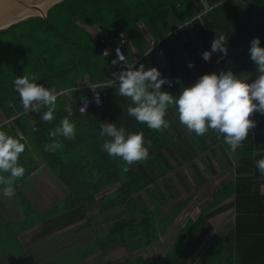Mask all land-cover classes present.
<instances>
[{"label": "trees", "instance_id": "obj_1", "mask_svg": "<svg viewBox=\"0 0 264 264\" xmlns=\"http://www.w3.org/2000/svg\"><path fill=\"white\" fill-rule=\"evenodd\" d=\"M196 2L202 6L200 0H62L49 9V20L40 15L30 16L0 29V105L9 116H15L2 123L0 130L18 139L22 136L21 143L26 142L19 157L25 174L14 183L13 199L2 194L0 201L11 210L23 209V219L10 220L19 232L35 225L42 227L43 234L65 227H86L94 218L106 214L105 219L111 222L109 231L89 241L79 259L101 251L106 256L104 264H264V175L255 164L264 158V115L253 114L251 118L256 121V127L235 151L238 159L233 161L227 154L231 150L223 136L210 129L214 143L211 145L205 136L190 133L175 121L179 117L175 106L169 107L165 119L170 126L162 131L137 122L128 115L130 100L118 94V84L107 87L109 94L103 105H92L86 112H80L77 100H73L74 112L69 113L64 99L58 97L54 119L50 122L42 119L46 108L40 113H24L21 98L14 89L17 77L35 74L37 83L45 87L54 86L57 91L71 87L76 97L88 96L90 89L79 80L90 74L92 82L106 81L108 68L116 59L113 54L103 55V43L85 26L94 24L112 36L119 34V25L123 24L142 55L136 67L140 63L156 67L162 78L172 81V86L165 84L163 90L176 98L183 87L193 85L206 73L231 69L239 77L254 81L258 73L250 59L251 43L246 47L244 43L255 32L264 47V0H211L215 6L196 21V33L192 35L186 30L187 41L183 40L182 33H169L177 22L196 13ZM255 22L259 25L256 31ZM216 32L228 38L227 56L213 53L211 61L207 62L202 53L211 50ZM151 38L160 39L168 64L160 63L148 51ZM184 52L188 57L185 58ZM186 60L194 63L193 74L189 68H182L187 66ZM64 117L75 123L76 138L60 137L62 149L55 153L45 151V146L53 141L50 131L59 126ZM101 122L123 126L129 133L142 131L145 145L151 141L149 158L126 165L120 157L109 156L102 148L108 137L99 135ZM217 144L227 152L233 177L226 183L207 186L206 190H212L211 200L196 216L186 215L167 252L131 256L129 242L138 239L140 244L149 247L162 237L172 217L176 222L182 220L199 196L193 191L166 210L169 195L175 198L177 192L163 178L167 194L159 186L157 173L164 177L182 163L193 162L200 155L198 148L208 151L207 158L215 163L210 162L213 171H217L215 166L224 170L226 166ZM34 150L68 191L62 205L55 204L44 212L20 186L40 166ZM0 175L8 174L0 172ZM143 191L152 206L142 199ZM93 206L96 211L90 215L88 209ZM229 219L231 229L222 233L221 227ZM215 250L218 254L212 256ZM210 256L214 257L212 262H209Z\"/></svg>", "mask_w": 264, "mask_h": 264}, {"label": "clouds", "instance_id": "obj_2", "mask_svg": "<svg viewBox=\"0 0 264 264\" xmlns=\"http://www.w3.org/2000/svg\"><path fill=\"white\" fill-rule=\"evenodd\" d=\"M187 25L188 23H185L180 27ZM227 40L225 35L216 32L211 50L202 53L203 60L210 62L213 53L227 56ZM249 53L258 73L254 81L249 82V78L239 77L231 69L221 70L219 73H206L193 85L183 87L176 98L163 90L165 84L171 87L172 81L162 78L156 67H146L140 63L137 68L138 61L129 62L121 49L117 48L116 59L112 60V65L120 64L124 67L113 72L114 78L111 79V83L118 84V94L130 100L127 112L137 122L146 124L150 129L162 131L170 126L169 121L165 119L169 107L175 106L179 122L190 133L204 136L210 129L214 130L219 136H223L231 152H235L248 138L250 130L256 127V121L251 118L253 114L264 115V47H261L259 37L252 39ZM107 55L108 51L104 53V56ZM194 66V63L188 64L189 68ZM37 79L35 74L17 77L13 82L14 89L21 98L24 113H40L46 108L42 119L50 122L54 119L56 102L61 93L54 86L48 88L38 84ZM19 135L17 133V136ZM99 135L108 137L102 145L103 150L111 157H120L126 165L149 158L151 141L145 145L142 131L129 133L123 126L117 127L115 123L101 122ZM50 136L53 141L45 146V151L55 153L63 148L60 137L69 140L76 138V125L68 117H64L59 126L50 131ZM22 139V136L18 139L0 130V172L8 174L0 175V185H6L3 194L7 197L16 194L14 183L25 174V168L19 164V157L24 152L26 143H21ZM255 164L264 175V158L257 160ZM124 170L128 171V167Z\"/></svg>", "mask_w": 264, "mask_h": 264}, {"label": "rangeland", "instance_id": "obj_3", "mask_svg": "<svg viewBox=\"0 0 264 264\" xmlns=\"http://www.w3.org/2000/svg\"><path fill=\"white\" fill-rule=\"evenodd\" d=\"M178 117V116H177ZM175 121H179V117L176 118ZM185 129H187L185 127ZM205 138L207 139L208 142L211 143V145H214L211 139V135L209 132H207L205 135ZM218 153L220 154V157L222 161L225 164V169L224 170H218V168L215 166L217 171H213L212 168L210 167V162L215 165L212 159H208V151H201L198 148L199 151V156L194 159V161L190 162H184L182 165L176 167L173 169L171 172L168 174H165L164 177H161L158 173L157 176L159 177V186L168 194L165 181L163 178H166L168 182H170L173 186L175 191L177 192V196L175 198L170 197V204L169 206L166 205V210H168L171 206L176 205L178 202H180L182 199H184L186 196H188L191 192L196 191L198 193V197L190 210L185 214V216L182 218L180 222H176L175 219L172 217L171 218V223L168 226V228L165 230L164 234L159 240L154 241L149 247H146L142 244H140V240L135 239L131 242L128 243L129 245V250H130V255L131 256H137V255H161L167 252L172 243H173V236L176 233V231L180 228L181 224L184 222L186 219L187 214H191L196 216L199 212V209L203 207L205 204H207L211 200V193L212 190L209 188L206 190L207 186H210L212 183H219L223 184L228 182L232 177L233 174L231 172L232 166L228 160L232 159L233 161H237L238 158L235 156V152L229 151V153L224 151V148L217 144L216 145ZM226 153L229 155H226ZM42 160L40 159V162ZM43 164V162H41ZM43 168V169H42ZM52 172L48 170V168L44 165L42 166L41 169H39L38 172H36L32 177L27 178L25 182H21L20 186L25 192L26 195L31 197L33 201L38 205L40 209H48L51 205L55 204L56 201L65 196L67 194V189L66 187L59 181L57 178H54L51 175ZM49 175L52 180H48ZM42 178H45L46 180H42ZM60 182V183H59ZM1 195L3 194V191H0ZM3 196H5L3 194ZM141 197L145 201V203L148 206H152V202L150 201L148 195L143 191L141 192ZM11 202L10 200H7ZM96 210V207L93 206L91 207L88 211L92 213L93 211ZM165 212V211H164ZM163 212V213H164ZM162 213V214H163ZM160 214V216L162 215ZM14 215H17L15 210H11L7 208L4 204L0 203V217L9 219L13 218ZM105 215L96 218L95 220L89 222L88 227L82 229L79 232H70L69 234H66L64 241L69 242L68 243V248H64L65 251L67 249H73L76 246L88 242L90 239H95L99 235H103L106 232L109 231V228L111 226V222H108L105 219ZM232 225V220L229 219L227 222H224V225L221 227L222 233L226 232L227 230L231 229ZM6 226V223L4 222L0 223V230L3 229ZM7 232L8 229L5 227ZM42 227H38L37 230H40ZM94 228H97L94 230ZM101 230H100V229ZM35 231V230H33ZM2 233V232H1ZM0 248L5 247L6 242L4 241L7 240L10 237V234L3 232L0 234ZM12 236V235H11ZM25 238V242L23 245H26L27 250H22L23 252H29L32 255H30L33 260L35 261L34 254L38 252L37 248L34 243L35 240V232H31L23 235ZM89 246V244H87ZM11 246V245H10ZM7 247V246H6ZM12 247V246H11ZM57 249L54 251V253H57ZM218 250V249H216ZM214 251L212 256H216L218 254V251ZM74 253H71L72 256L78 255L77 250H73ZM18 250L16 249H9V250H3L0 249V264H4V260L6 258L10 257V253L14 255ZM100 256V258L98 257ZM211 256L209 257V262H212ZM106 260V256L102 253L99 252L98 254L92 255L91 257H88L84 262H80L81 264H94L93 262L97 263V261L100 263H105L104 261ZM36 262V261H35ZM39 264V263H37ZM43 264V263H42Z\"/></svg>", "mask_w": 264, "mask_h": 264}, {"label": "crops", "instance_id": "obj_4", "mask_svg": "<svg viewBox=\"0 0 264 264\" xmlns=\"http://www.w3.org/2000/svg\"><path fill=\"white\" fill-rule=\"evenodd\" d=\"M240 2L242 1H245V0H239ZM196 6H197V11L196 13L199 11V8L202 7L200 5L197 4L196 2ZM259 11V10H257ZM264 11V10H263ZM195 13V14H196ZM194 14V15H195ZM193 16V15H192ZM191 17V16H190ZM87 29L90 30V32L92 33L93 37L98 40V41H102V38L106 37V36H109L110 34L107 33V31L101 27H99L97 24H94V25H91V26H87L85 25ZM120 27V31L122 30H125L127 33L128 31L126 30L125 26L123 24L119 25ZM259 25H258V22H255L254 23V31H256L258 29ZM186 30L190 31L192 33V35L194 33H196V29L194 28L192 31L190 28H187ZM187 33V31H186ZM183 34V40H184V33ZM129 35V33H128ZM189 37V36H188ZM258 37L257 36V33L254 32V34L252 36H250L248 39H246L245 43H244V46L246 47V45L250 44L252 39L253 38H256ZM130 38V36H129ZM151 39H154V38H151ZM150 39V40H151ZM150 40H149V49L148 51H151L155 56L156 58L158 59V61L162 64H168L169 61L167 60V57L165 56L164 54V49H163V46L161 45V43H159L156 47L154 48H151V43H150ZM185 41V40H184ZM102 43V42H101ZM264 44V43H263ZM124 47H125V50L127 52V55L129 57V62H135L136 60L139 61L142 57L141 54H139V52L137 51L136 47L134 46L131 38L130 40H127L126 43H124ZM241 52V49L238 50V53ZM114 55V53H111L110 55L108 56H111V55ZM184 55H185V58L188 57V55L184 52ZM115 56V55H114ZM138 58V59H137ZM190 62L188 60H186V65L185 67H182L184 68L185 70H187L189 67H188V64ZM120 67L123 66V65H120L118 64ZM111 67H114V66H110L108 68V74H109V78L107 80L110 79V72H109V69ZM124 67V66H123ZM190 71H191V74H193V67L192 68H189ZM80 84L83 83V85H86L87 83H90L92 82L91 81V77H90V74H85V76H83L80 80H79ZM114 85V84H112ZM112 85H109V86H112ZM88 86V85H86ZM65 88V87H64ZM68 89H72L71 87H66ZM89 88V87H88ZM62 89V88H61ZM74 89V88H73ZM109 89V88H108ZM60 90V89H59ZM71 93H72V90H71ZM72 95L78 99V97H76L73 93ZM59 97L63 98L64 101H65V104H66V108L68 110V112L70 113L69 111V107L70 105L72 104V102L70 103L69 100L64 97L63 95H60ZM10 104H12V102H10ZM24 112V111H23ZM20 114V113H19ZM29 115H30V112H29ZM15 116H9L5 110V108L0 105V127L2 125V123L6 122V121H11L12 119H14ZM30 118L32 119V122H33V118L30 116ZM31 139L28 138L27 136V141L29 142V144H32L30 142ZM35 152V155H36V158L38 159L39 163H40V166L39 168L34 171L32 174H30L28 177H26L22 182H25L27 178H30L32 177L36 172L39 171V169H41V167L44 165L48 168V170L51 173V175L54 177V178H57V175L51 170V168L45 163V161L41 158V156L39 155L38 151L37 150H34ZM40 159L42 160L41 162H43V164L40 162ZM43 169V168H42ZM42 180H46L45 178H42ZM48 180H52L50 175H49V178ZM58 180V179H57ZM60 183V182H59ZM62 183V182H61ZM3 187L0 186V191H3ZM1 196V194H0ZM66 196V195H65ZM65 196L59 198L55 204H60L62 205L64 203V199H65ZM29 197V196H28ZM11 199H13L12 197H10ZM31 199V201L35 204V206L37 208L38 205L35 203V201H33V199L31 197H29ZM1 203V201H0ZM53 204V205H55ZM53 205H51L50 207H52ZM49 207V208H50ZM48 208V209H49ZM40 209V208H39ZM48 209H40L42 212L48 210ZM17 212V215H14L13 218H9V219H5V218H1L0 217V223L1 222H4V224L6 223V225L8 226H5L7 227L8 229V232L6 230V228L4 227L3 229L0 230V234H2L3 232L5 233H8L10 234V237L8 238L7 240L4 239V241L6 242V245L5 247H1L0 249H3V250H9L11 248L13 249H16L18 250V253H15L14 255H12L10 253V257L9 258H6L4 260V264H81L80 262H84V260H86L88 257H91L92 255H95V254H98L99 252H95L87 257H84L82 259H79V255H80V252L82 250H85L86 247L88 246V242L91 241V240H94V239H90L88 242H84L78 246H76L75 248L73 249H67V251L64 250V248H68V243L69 242H65L64 241V238L66 236V234H69L71 231L72 232H79L81 231L82 229L90 226L88 224V226H73V227H68V228H65L63 230H59L57 232H51V233H46V234H43L40 230H37L38 227H40V225H35L31 228H28L27 230H24L22 232H19L18 228L14 225V221H17V220H21L24 218V215H23V209L18 207L16 210ZM96 211V210H95ZM95 211H93L92 213H90L88 211V214H93L95 213ZM97 218V217H96ZM96 218H94L93 220H95ZM10 220H14L13 223H11ZM92 220V221H93ZM91 222V221H90ZM97 228H94V230H96ZM100 229V228H99ZM35 230V231H33ZM101 230V229H100ZM2 232V233H1ZM31 232H35V242L32 243L33 245H35V247L37 248L38 252H36V254H34V257H35V261L33 260V258L30 256L33 254H31L29 252L30 255H28L27 253L28 252H23L22 250H27L25 249L26 248V245L23 243L25 242V238L26 237H23V235H26L28 233L31 234ZM12 235V236H11ZM101 236V235H99ZM1 237V236H0ZM98 237V236H97ZM12 247H11V246ZM7 246V247H6ZM57 249H60L58 250L57 253H54L55 250ZM73 250H77L79 253L78 255L76 254V256H72L71 253H74ZM103 253V252H102ZM100 258V256H98ZM106 261V260H105ZM104 261V262H105ZM94 264H98L99 262L97 261V263L93 262ZM100 264H104V263H100Z\"/></svg>", "mask_w": 264, "mask_h": 264}, {"label": "built area", "instance_id": "obj_5", "mask_svg": "<svg viewBox=\"0 0 264 264\" xmlns=\"http://www.w3.org/2000/svg\"><path fill=\"white\" fill-rule=\"evenodd\" d=\"M200 1L202 3V7L199 8V11L195 15L184 20L183 22H177L174 25V27L171 29L170 33H172L174 35L184 33V40L187 41L189 39L188 34L186 33V28H190L192 31L195 28L196 21L203 19L208 14V12L211 9H213V7L215 6V3L211 2V0H200ZM185 23H188V25L181 28L180 26H183ZM127 40H130V38H129L128 33L125 30H123V28L117 36L109 35V36L102 38L101 42L103 43V47H102L103 55L106 51H108L109 55L111 53H114L115 58H116V49L120 48L121 51L126 56V59L129 61L127 52H126L125 47H124V43H126ZM159 42L160 41H158V40L152 39L150 41L151 48L156 47L159 44ZM122 69H123V66L120 67L117 64L114 67H111L109 69V72H110V79L109 80L87 83L86 85H88V87L90 89V94L88 96H84V97L76 99L72 95L71 89H68V88H62V89L58 90V92H60L61 95L66 97L70 103L73 100H77V105H78L79 111L80 112H86L90 108V106H92V105L101 106L104 104V100L109 94V90L107 89V86L112 85L111 79L114 78L112 75L113 72H117V71H120ZM97 93H98V97H97ZM97 100L99 102H97ZM69 108H70L69 109L70 113H73L74 109L72 107V104L70 105ZM82 108H84L85 110L82 111L81 110Z\"/></svg>", "mask_w": 264, "mask_h": 264}, {"label": "water", "instance_id": "obj_6", "mask_svg": "<svg viewBox=\"0 0 264 264\" xmlns=\"http://www.w3.org/2000/svg\"><path fill=\"white\" fill-rule=\"evenodd\" d=\"M62 0H0V29L30 16L48 18L49 9Z\"/></svg>", "mask_w": 264, "mask_h": 264}]
</instances>
